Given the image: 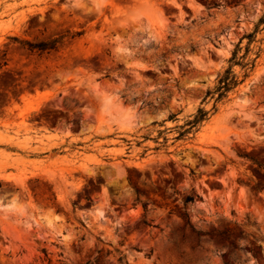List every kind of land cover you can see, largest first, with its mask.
<instances>
[{"label": "rangeland", "instance_id": "obj_1", "mask_svg": "<svg viewBox=\"0 0 264 264\" xmlns=\"http://www.w3.org/2000/svg\"><path fill=\"white\" fill-rule=\"evenodd\" d=\"M251 159L264 0H0V264H264Z\"/></svg>", "mask_w": 264, "mask_h": 264}, {"label": "trees", "instance_id": "obj_2", "mask_svg": "<svg viewBox=\"0 0 264 264\" xmlns=\"http://www.w3.org/2000/svg\"><path fill=\"white\" fill-rule=\"evenodd\" d=\"M247 37L249 38V42H250L252 40V36L249 34ZM57 42L58 40L54 39L49 42L37 43V44L25 42L23 43V45L27 46V49L30 51L43 52L45 50L54 49V46ZM235 55H236V51H233L229 59L230 63L234 62L235 57H236ZM234 64H238L242 68H246L248 65V63H242V62L241 63L234 62ZM240 83L241 81H238L236 76L232 73L231 67H228L227 69L224 70V72L221 75L217 77L216 86L212 90L206 91L203 101H205L207 98L213 99L214 101L213 108H215V104L226 99L228 93L231 92L234 88H236ZM206 116H207V112L199 108L196 114L194 115L193 119L187 123L189 128L185 130L183 133H188V131H190L191 128L195 127L197 124H200L201 122L206 120ZM251 161L253 162V164L257 165L260 168L263 167L264 169V166H261L255 160L251 159ZM195 198H196L195 195L188 196L185 198L184 202L193 203ZM223 234L224 233L220 234L219 236L222 238ZM196 235L199 236V233H196Z\"/></svg>", "mask_w": 264, "mask_h": 264}]
</instances>
